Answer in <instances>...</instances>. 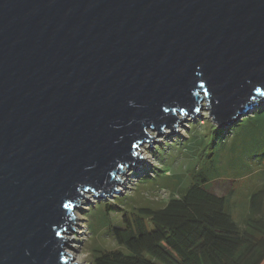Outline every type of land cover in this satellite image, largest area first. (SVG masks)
<instances>
[{"label":"water","instance_id":"water-1","mask_svg":"<svg viewBox=\"0 0 264 264\" xmlns=\"http://www.w3.org/2000/svg\"><path fill=\"white\" fill-rule=\"evenodd\" d=\"M263 94L264 0H0V264H69L81 190L118 193L147 128Z\"/></svg>","mask_w":264,"mask_h":264},{"label":"trees","instance_id":"trees-1","mask_svg":"<svg viewBox=\"0 0 264 264\" xmlns=\"http://www.w3.org/2000/svg\"><path fill=\"white\" fill-rule=\"evenodd\" d=\"M207 132L193 134L183 147L196 162L187 173L157 171L142 181L171 190L163 207L124 199L101 210L99 227L109 228L119 249L97 250L95 264H264V109L226 132L216 126ZM220 167L245 169L248 193L240 203L237 189L213 192ZM113 215L120 217L114 225Z\"/></svg>","mask_w":264,"mask_h":264},{"label":"rangeland","instance_id":"rangeland-1","mask_svg":"<svg viewBox=\"0 0 264 264\" xmlns=\"http://www.w3.org/2000/svg\"><path fill=\"white\" fill-rule=\"evenodd\" d=\"M264 97V94H263ZM201 108L198 110V115L192 117L188 115V111L181 114L176 110V117L179 119H185L186 121L177 122L176 132H172V129L164 127L163 131L166 134L158 135L156 128L151 127L146 129V133L149 137L154 138L152 146L147 139H144L140 145H138V151L134 149L137 156L140 155V159L143 162L134 163L133 166L122 164V170L126 173H120L118 179L121 184L116 185L118 193L111 195H97L91 189L87 191L81 190L84 193L85 199L79 200L72 207V214L74 221L70 226L75 230H65L63 234L68 240H71L65 246V260H70L69 264H95V256L99 254L97 250H117L119 246L114 240L109 228L99 227L101 224V210L105 211L107 204L116 205L120 207L122 200L135 199L136 206L152 205L153 207H163L171 197V190L163 187H152L150 184L142 185V181L153 178L157 171H167V176H174L178 174H185L188 172L190 166L195 165V161L189 157L190 153L183 149L185 145L189 144V138L194 134L207 135L211 126H216L219 130L227 131L230 127H218L211 118V111L208 107V103H200ZM264 109V100L257 101L254 105V109L251 113L243 116H252L253 114ZM239 120V121H240ZM219 138L223 137V132L218 133ZM193 137V136H192ZM190 146V145H189ZM216 148V147H214ZM247 156V154H244ZM248 157V156H247ZM203 158H206L205 156ZM202 162L199 164V166ZM219 182L214 183L213 192L217 195H226L230 193L231 189H237L234 200L238 203L241 202L243 196L241 193L247 194V189L244 190L246 178L245 169H231L221 168L218 171ZM118 176V174H115ZM233 180V182H232ZM238 180L237 182H234ZM245 180V181H244ZM244 181V182H243ZM261 182L258 183V186ZM242 188V189H240ZM140 190V191H139ZM236 196V197H235ZM102 214V213H101ZM112 224H116L120 221V217L113 215ZM96 228V232L92 231V227ZM68 253V254H67ZM71 256H70V255Z\"/></svg>","mask_w":264,"mask_h":264},{"label":"bare ground","instance_id":"bare-ground-1","mask_svg":"<svg viewBox=\"0 0 264 264\" xmlns=\"http://www.w3.org/2000/svg\"><path fill=\"white\" fill-rule=\"evenodd\" d=\"M202 103H203V102H202ZM202 103H201V104H202ZM137 147H138V146H137ZM134 149L138 151V149H136V147H135ZM139 157H140V156H139ZM119 175H120V174H118V176H117V177H119ZM70 223H71V222H70ZM66 245H67V244H66Z\"/></svg>","mask_w":264,"mask_h":264}]
</instances>
